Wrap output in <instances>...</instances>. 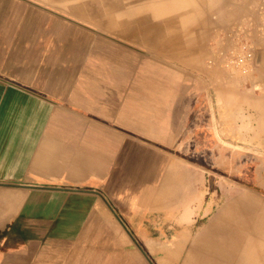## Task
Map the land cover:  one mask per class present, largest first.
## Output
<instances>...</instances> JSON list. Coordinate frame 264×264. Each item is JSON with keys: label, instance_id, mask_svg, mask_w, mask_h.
<instances>
[{"label": "crops", "instance_id": "obj_1", "mask_svg": "<svg viewBox=\"0 0 264 264\" xmlns=\"http://www.w3.org/2000/svg\"><path fill=\"white\" fill-rule=\"evenodd\" d=\"M29 10L22 1L0 0V264H207L193 256L197 249L219 264L221 255L239 248L252 214L264 221L254 197L224 191L211 219L209 203L193 212L189 176L171 202L153 194L154 204L180 198L190 205L188 216L175 218L185 226L173 240L138 232L133 223L146 218L136 207L150 205L138 191L175 189L169 162L159 179L161 153L173 155L177 103L166 104L171 112L161 117L159 92L155 101L154 92L123 85L126 73L98 70L95 52L50 53L42 35L24 32L18 39L26 29L18 16ZM257 129L254 140L264 142V122ZM144 168L147 180H132ZM204 220L208 225L191 246L192 224ZM255 238L261 264L264 238Z\"/></svg>", "mask_w": 264, "mask_h": 264}, {"label": "rangeland", "instance_id": "obj_2", "mask_svg": "<svg viewBox=\"0 0 264 264\" xmlns=\"http://www.w3.org/2000/svg\"><path fill=\"white\" fill-rule=\"evenodd\" d=\"M19 1L30 10L25 18L18 16L26 27L19 30L18 39L24 32L27 37L42 35L50 53L95 52L98 70L126 73L128 82L123 85L154 92L155 101L159 92L161 117L171 112L164 110L166 104L177 103L173 155L161 153L159 179L166 178L169 162L175 166L177 182L175 189L169 184L163 190L138 191L143 193L140 200L150 203L136 207L146 218L133 223L140 234L169 243L173 232L185 226V219L175 218L188 216L185 209L190 205H180V198L177 204H154L158 193L171 202L184 176L190 178L187 199L193 212L203 201L214 216L224 202V191L236 189L253 196L264 213V142L253 136L264 122V0ZM246 53L250 60L237 64L236 57ZM131 177L147 180L146 168ZM259 215L252 214L239 248L226 251L219 264L257 263L255 235L264 238ZM205 220L192 224L191 246ZM163 231L167 235L159 237ZM193 256L212 263L208 250L197 249ZM261 258L264 264V254Z\"/></svg>", "mask_w": 264, "mask_h": 264}, {"label": "built area", "instance_id": "obj_3", "mask_svg": "<svg viewBox=\"0 0 264 264\" xmlns=\"http://www.w3.org/2000/svg\"><path fill=\"white\" fill-rule=\"evenodd\" d=\"M250 57H251V54L246 53L245 55L236 57L235 60H236L237 64H243L244 65L247 60H250Z\"/></svg>", "mask_w": 264, "mask_h": 264}]
</instances>
